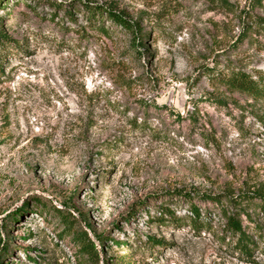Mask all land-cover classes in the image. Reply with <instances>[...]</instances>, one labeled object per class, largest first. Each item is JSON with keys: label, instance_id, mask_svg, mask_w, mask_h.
<instances>
[{"label": "rangeland", "instance_id": "1", "mask_svg": "<svg viewBox=\"0 0 264 264\" xmlns=\"http://www.w3.org/2000/svg\"><path fill=\"white\" fill-rule=\"evenodd\" d=\"M85 1L125 10L143 45L91 27L79 0H0V264H77L61 202L105 234L111 261L150 235L164 244L136 264H264V95L219 80H264V0ZM251 194L246 255L221 208ZM188 198L200 228L156 221L164 207L184 221Z\"/></svg>", "mask_w": 264, "mask_h": 264}, {"label": "trees", "instance_id": "2", "mask_svg": "<svg viewBox=\"0 0 264 264\" xmlns=\"http://www.w3.org/2000/svg\"><path fill=\"white\" fill-rule=\"evenodd\" d=\"M48 3L54 5L56 9H61L62 7V4L57 3L56 0H48ZM79 3V6L83 8V12L87 15L86 22L91 27L99 29L104 34H108V30L102 21H109L110 23H114V28L119 27L120 30L130 34L132 42L141 46L143 45L142 38L144 35L142 34V29L137 21H132V18L125 10L118 9L111 3H90L85 0H79ZM71 6L75 7L76 5L71 4ZM70 7L63 8L69 19L72 18ZM253 22L254 26L257 25L264 31L263 19L256 18ZM8 41L9 38L7 35L0 31V46ZM262 79L263 77L260 76L253 78L248 72L240 69H237V71H228L227 73L220 74L219 76V80L228 90L240 92L254 98L262 97L264 95V80ZM179 193L184 195L183 192ZM203 196L216 205H219L221 202V199L216 197H211L210 195ZM185 197L188 196L185 195ZM223 197L226 198V201L235 205L234 210L231 211L226 209L225 206L221 208V212L226 219L224 223L225 229L231 234L237 236L235 244L239 248V251L249 255L251 248L248 245L251 243V240L249 239L247 233H245L242 229V225H240L239 216L241 212H244V209L239 210V207L243 206L244 208L247 200L258 196L257 194H251V197L246 195L236 196L235 198L225 195ZM34 199L36 201H40L38 197H34ZM61 204V207L54 205H50V207L58 217V224L62 230L60 235L63 237L68 236L74 249L76 250L74 259L77 264H136L134 256H140L141 258L145 256L151 257L155 249L164 244L162 238L158 239L150 235L138 237L133 244L122 243V245H125L124 247L118 246L116 249H119L120 252H118V254L114 256V260L111 261L105 256V247H109L105 246V234L96 235L84 212L73 208V206L67 202H61ZM188 206L190 209V215L185 216L184 221L182 219L183 216L177 217L173 211L169 209V207L161 209L160 217L156 218V221H159L162 224L171 222L175 225V227H178L181 222H188L194 229L200 228L202 221H200L198 206L192 203L191 198H188ZM19 210L21 213L24 211V208H20ZM72 211H75L76 215H74ZM17 213L18 212L16 210L15 215ZM128 219L129 218L127 217L126 220L128 221ZM1 248H3V251L6 248V244L3 241L1 243Z\"/></svg>", "mask_w": 264, "mask_h": 264}]
</instances>
